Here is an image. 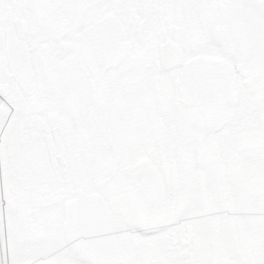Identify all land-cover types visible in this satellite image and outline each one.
Wrapping results in <instances>:
<instances>
[{"label": "snow or ice", "instance_id": "6c2138e0", "mask_svg": "<svg viewBox=\"0 0 264 264\" xmlns=\"http://www.w3.org/2000/svg\"><path fill=\"white\" fill-rule=\"evenodd\" d=\"M0 264H264V0H0Z\"/></svg>", "mask_w": 264, "mask_h": 264}]
</instances>
